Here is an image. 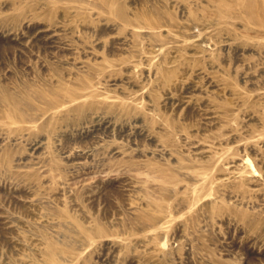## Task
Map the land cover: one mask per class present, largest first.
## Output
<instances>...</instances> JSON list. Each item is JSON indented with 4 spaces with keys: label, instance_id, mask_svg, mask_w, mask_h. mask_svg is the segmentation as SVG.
I'll list each match as a JSON object with an SVG mask.
<instances>
[{
    "label": "rangeland",
    "instance_id": "374dc122",
    "mask_svg": "<svg viewBox=\"0 0 264 264\" xmlns=\"http://www.w3.org/2000/svg\"><path fill=\"white\" fill-rule=\"evenodd\" d=\"M0 264H264V0H0Z\"/></svg>",
    "mask_w": 264,
    "mask_h": 264
}]
</instances>
